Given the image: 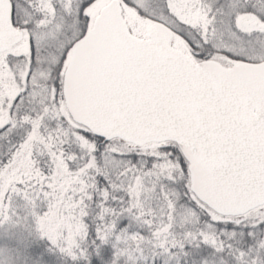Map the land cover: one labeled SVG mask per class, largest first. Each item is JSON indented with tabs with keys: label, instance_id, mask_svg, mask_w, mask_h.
<instances>
[{
	"label": "snow or ice",
	"instance_id": "snow-or-ice-1",
	"mask_svg": "<svg viewBox=\"0 0 264 264\" xmlns=\"http://www.w3.org/2000/svg\"><path fill=\"white\" fill-rule=\"evenodd\" d=\"M0 264H264V0H0Z\"/></svg>",
	"mask_w": 264,
	"mask_h": 264
}]
</instances>
